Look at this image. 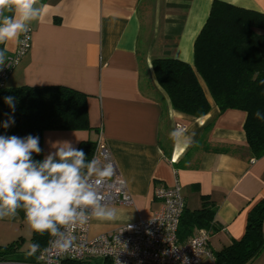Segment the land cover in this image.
I'll use <instances>...</instances> for the list:
<instances>
[{
	"label": "crops",
	"instance_id": "1",
	"mask_svg": "<svg viewBox=\"0 0 264 264\" xmlns=\"http://www.w3.org/2000/svg\"><path fill=\"white\" fill-rule=\"evenodd\" d=\"M222 2L264 14V0H39V20L29 24L31 45L11 70L5 87L63 86L87 96L89 131H47L43 159L57 142L98 139L109 151L133 203L111 205L113 220L91 218L90 239L148 220L161 209L158 186L178 182L185 208L201 207L206 198L215 209L208 249L214 254L245 232L249 211L264 201V157H251L244 133L246 115L220 112L201 83L209 112L193 118L172 110L158 86L151 62L172 58L193 65L194 42L212 3ZM11 15V13H6ZM19 39L0 44L7 58ZM190 146L175 142L176 126ZM32 230L25 219H0V247L18 243L1 262L31 263ZM264 232V226H262ZM40 252V251H39ZM202 264H212L207 258ZM249 264H264V251Z\"/></svg>",
	"mask_w": 264,
	"mask_h": 264
},
{
	"label": "trees",
	"instance_id": "2",
	"mask_svg": "<svg viewBox=\"0 0 264 264\" xmlns=\"http://www.w3.org/2000/svg\"><path fill=\"white\" fill-rule=\"evenodd\" d=\"M7 56L4 65L6 64ZM3 65V66H4ZM3 66H0V70ZM154 78L170 101L172 110L193 118L205 116L209 110L206 94L220 112L235 110L245 113L244 133L252 158L264 157V14L240 9L214 1L206 23L193 46V65L172 58L154 59L151 62ZM0 87V135L39 137L47 131H89L87 96L63 86L17 88ZM15 97L13 112L4 98ZM9 116L15 123L2 127ZM95 143L81 142L91 161ZM35 160H43L42 152L33 153ZM19 215L24 218L23 211ZM215 209L202 198L198 210L185 208L178 227V242L184 244L198 230L213 231ZM264 201L248 213L245 232L239 241L232 242L213 254L214 264H249L264 251ZM52 236L48 232H32L31 243L45 249ZM18 243L0 247V257L12 254ZM62 264H92L90 262L63 261ZM102 264H110L105 261Z\"/></svg>",
	"mask_w": 264,
	"mask_h": 264
},
{
	"label": "clouds",
	"instance_id": "3",
	"mask_svg": "<svg viewBox=\"0 0 264 264\" xmlns=\"http://www.w3.org/2000/svg\"><path fill=\"white\" fill-rule=\"evenodd\" d=\"M39 0H0V44L15 41L29 31V24L39 20L43 6ZM11 13V15L6 14ZM7 48L0 49V66L6 60ZM4 103L14 112L15 97L7 96ZM257 119L264 120L258 110ZM15 123L9 116L2 127ZM195 133L185 136L179 128L170 133L177 143L190 146ZM57 150L43 160H35L33 153L43 151L39 137L0 135V219H16L20 211L25 222L36 233L48 232L55 237V247L68 251L74 245L72 230L90 218L113 220L117 209L104 202L98 191L99 178L110 174V167L100 169L95 160H88L81 149L70 142H57ZM96 176L97 182H92ZM41 251L39 243L29 245L28 256ZM44 251H47L45 249Z\"/></svg>",
	"mask_w": 264,
	"mask_h": 264
},
{
	"label": "built area",
	"instance_id": "4",
	"mask_svg": "<svg viewBox=\"0 0 264 264\" xmlns=\"http://www.w3.org/2000/svg\"><path fill=\"white\" fill-rule=\"evenodd\" d=\"M31 45V31L19 38L17 51L7 58L0 70V87L26 54ZM184 131L180 125L176 126ZM91 160L96 161L100 169L110 167V174L99 178L98 191L104 202L111 205L130 206L133 200L127 186L118 172L117 166L109 151L101 143H95ZM92 182H97L93 176ZM154 199L161 203V209L148 220H139L124 225L112 233L90 239L88 229L91 218L84 225L72 230L74 245L68 251H60L55 247L52 237L45 249L37 253L36 260L31 263L1 262L0 264H62L63 261L90 262L102 260L110 264H202L207 258L214 264L213 254L208 249L210 231L198 230L187 242H178L177 232L181 216L185 210V201L178 182L173 186H158L154 190Z\"/></svg>",
	"mask_w": 264,
	"mask_h": 264
},
{
	"label": "water",
	"instance_id": "5",
	"mask_svg": "<svg viewBox=\"0 0 264 264\" xmlns=\"http://www.w3.org/2000/svg\"><path fill=\"white\" fill-rule=\"evenodd\" d=\"M93 264H102V260H100V259L93 260Z\"/></svg>",
	"mask_w": 264,
	"mask_h": 264
}]
</instances>
